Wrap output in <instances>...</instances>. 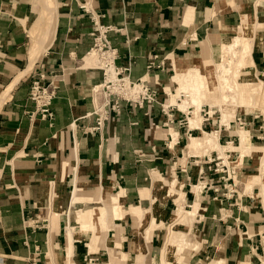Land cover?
<instances>
[{
    "label": "crops",
    "instance_id": "crops-1",
    "mask_svg": "<svg viewBox=\"0 0 264 264\" xmlns=\"http://www.w3.org/2000/svg\"><path fill=\"white\" fill-rule=\"evenodd\" d=\"M246 16L249 17L248 35L255 36L256 45L251 53V64L240 70L249 69L250 75L257 73L260 76L256 74V79L261 77L264 83V0H0V264H48L45 247L51 242L56 246L64 242L66 250L68 227L73 237L70 253L75 264H108L102 261L105 259L102 254H107V247H110L100 242L103 229H96L84 245L81 241L90 237L92 231L76 221L79 210L95 215L97 208L103 205L101 193L95 200L99 206L87 209L84 208L86 203H74L90 202L92 198L78 192L101 190L108 183L115 188L119 186V175L142 172L146 182L135 184L134 180V184H130L128 180L122 186L127 192L124 203L132 204L129 192L141 189L142 183L150 187L156 172L162 178L171 171L180 175L188 173L189 166L182 160L170 161L178 150L176 140L200 137L193 133L216 126L202 115L197 125L192 126L188 121L183 128L170 127L160 120V106L155 104L150 108L124 105L118 119L105 120L96 127L95 110L103 97L92 88L102 81L103 74L90 64L93 60L88 55L93 45L90 34L93 23L111 27L107 38L116 48L115 64L126 67L130 79L147 77L151 81L158 77L163 83L166 71L147 68L149 59L154 57L155 64L163 62L167 70L174 71V65L179 62L191 64L199 59L203 46L206 45L209 54L210 48L219 47L220 42L232 37L233 32L237 33L242 25L240 21ZM38 74L43 75L42 83L54 87L51 120L43 118L28 97L32 78ZM164 89L168 96L172 93L167 87ZM153 116L156 128L167 126V131L162 133L156 129L145 141L136 134L139 126L149 127ZM217 127L227 131L224 124ZM168 129L176 135L174 141ZM124 131L129 135L119 138L123 144L130 145L133 155L140 151L145 157L147 162L143 169L126 165L127 156L121 159L116 139ZM151 157L157 159L152 158L150 162ZM171 179L177 185L175 190H168V182L154 187L163 195L162 205H166L169 195L183 199L184 181L174 176ZM195 200L196 197L189 207L192 208ZM198 202L196 215L201 209V199ZM130 209L140 220L142 210L139 207ZM250 214L258 216L257 211ZM157 215L148 221L145 240L132 233L134 220L125 223L130 215L114 220L113 224L123 226L121 244L128 248L122 252L135 256L132 262L142 247H145V255L149 252L147 242H152L151 228ZM197 219L198 215L191 222L192 231L197 228ZM254 221H261V218ZM255 226L264 231V223ZM114 228L108 231L116 233ZM96 244L105 248L94 250ZM90 245L92 250H89ZM231 245L235 249L229 254L233 260L231 264L239 255L251 260L255 253L247 241L244 245L233 242ZM114 246L119 250L115 242ZM255 254L264 264V254ZM34 256L38 261L30 262L29 258ZM47 257L51 264L55 263L51 248ZM214 258L225 264V259L219 255ZM63 260L65 262V258Z\"/></svg>",
    "mask_w": 264,
    "mask_h": 264
},
{
    "label": "rangeland",
    "instance_id": "rangeland-1",
    "mask_svg": "<svg viewBox=\"0 0 264 264\" xmlns=\"http://www.w3.org/2000/svg\"><path fill=\"white\" fill-rule=\"evenodd\" d=\"M248 18V16L244 17L241 23V26L244 29L246 28L245 30H247L249 26ZM253 24L255 25L254 22ZM250 29H253V27ZM245 33H247L248 35V30L245 31ZM234 34L237 33L233 32L231 36H233ZM230 39L231 37L224 39L222 42L229 41ZM248 40L253 44V50L256 45L255 36L248 35ZM206 49V45L203 46L201 48V55L199 56V59H195L194 61L195 64H198L199 67L197 68H199V71L201 73H207V69L213 68L214 62L219 59V55L221 54L219 47L214 49L210 48L209 54L207 53ZM90 52H92V50ZM91 56V61L92 58L93 61L90 62V64L94 67H97L98 57L96 53L94 52ZM202 57H205V59L206 57H209L212 62L208 63L204 60H200ZM192 63L189 64L184 61L179 62L178 64L174 65L175 71L173 69L167 70L163 62L159 67L153 66L157 67V69L166 71V76L165 80H163V83L158 79V77L151 81L147 77H142V79L147 81L150 87L155 89L156 92L155 100L147 103L146 107L150 108L155 104L159 105L161 110L160 120H163L164 123L169 125L170 127L174 126V128H176L175 126L183 128L184 125L189 121V117H191L192 115L201 117L202 115L206 116V119L209 118L210 121L216 126H212L211 129L204 128V131L210 132L211 130L212 133H216L217 135L219 133L217 138L220 142L219 144H221L222 146L220 148H216L208 144H203L202 146H199L195 150H193V152L189 153L186 151V145L189 138H184L183 141L176 140V143L178 144V150L176 151L175 156H172V151L170 152V155L173 157V159H170V161L182 160L183 163H186L189 166L188 173L186 175H180L179 173L176 174L175 172L171 171L169 172V175L164 174V176L166 177L162 178L158 174V172H156L153 178V183L150 185V187L146 186L148 185L147 183H142L144 186L141 189L138 190L135 187V190L129 192V199H131L132 204L127 203L128 205H126L124 203L126 202L124 201V195L127 192L125 188H122V186L124 187L123 184L128 182V180L130 181V184H134V180L135 184L139 182H146L145 180L143 181L142 172H132L130 174L119 175L117 177L119 186L115 188L111 187L108 183V185L106 184V187H103V191L98 188L92 191L89 190L78 192L79 194L90 196L93 200V202L92 200L90 202H85L88 200H83V202L74 203L80 205H84V203H86L84 208L88 209L90 206L94 205L99 206L98 203L95 202V200L97 196L100 195V193V197L103 201V205L100 208H97L95 215L89 214L91 223L88 227H83H85V229H91L92 235L83 239L81 243L84 245L85 243H88L91 237L94 235L96 229L100 228L103 229V234H101L100 237V242L103 245H113L114 249H116L114 246V242L115 245L117 244V242L120 243L118 248L119 251L117 250L119 254L118 252H116V250L114 251V255H116L118 258L111 261V254L109 253V251L107 254H105L104 252V254H102V256L105 257V259L102 260L103 262H107L108 264H154L156 262H159L162 259V249L164 246L167 231H169V229L172 231H176V234L178 236L185 233L186 239L188 240V244L185 245L183 249L175 251L177 254L175 253L173 256H170V264H207V262H209L210 260L215 259L214 257L216 255L224 258L225 264H231L230 262L233 260H231L232 257L229 254L235 250L231 245V242H233V244L235 245H244V241H247V243L249 244L248 247L252 246L255 253L257 252L259 254H264V249L261 248L263 247V244L260 241L262 235L261 233L264 231H261L262 228L255 226L264 223V188L262 186L264 185V155H262V152L260 151L252 152L249 154H247L246 152L241 153L240 149L231 147L233 145L239 144L238 132L244 129L248 130L247 142L249 144L259 146L264 145V102H256V105H251V103L249 102V91L247 90L248 83H246L247 80H256L255 75L257 73H253L252 75H250L251 73L249 72V69L239 71V76L237 79V84L239 85L236 98L237 101L230 102V100H228L225 104V106L228 104L227 114L229 115V124H224V126H227V131H224L222 128L217 127V125L222 123L219 122L221 118V108L220 105L218 106L217 104V97L219 96L218 93H216L218 91L215 85H213L214 87L209 86V89L210 87H213L209 91L208 88L205 87L204 92L206 94L201 99V101L198 102V106H196V104H188L186 109H184V107L179 105V103H181V98H189L186 97V94H188V92L178 93L179 91H183L184 89H181L179 84L177 85L172 81L171 75L173 74V72H176L177 67L193 66ZM100 70L101 72H103L102 69ZM101 83L102 81L99 84ZM164 87H167L168 91L172 92L169 94V96L167 95L168 93L164 89ZM99 88H101V86H97L95 93L99 94V91H97L99 90ZM212 93L215 94L213 95ZM213 96L216 97L214 98ZM213 98L214 100L216 99L215 102L213 101ZM104 101L105 100L103 97V100H101L99 106H101ZM168 102L174 104H167ZM167 114L171 116L167 117ZM119 116L120 112L115 113L113 111H108L106 117L102 120V122L108 119H118ZM154 116L150 120L149 127H145L146 129H144L143 126H139V130L137 129L138 131L136 135H138L140 138L144 137L145 141H147L155 134L154 131H156V129L161 130L162 133L167 131V126L161 127L159 125V127L156 128L157 122L155 121ZM163 116L164 119H162ZM174 128L172 129L175 131ZM225 132H228L230 135L224 136ZM170 134L172 135L171 132ZM120 135L126 136L129 135V133H126L124 131L118 135V138ZM158 135H162V137L165 136V134L160 133ZM202 135L203 132L193 133V136ZM174 137H176V135H172L171 141H174ZM118 138L116 140H118L117 145L120 146L118 153H121V159L127 156V159L124 160L126 161V165L132 166L133 169H136V166H140L139 169H143L147 161L144 156H141V152L136 151L133 155V152H131L130 150V145L127 143L123 144L122 139ZM131 157H134V159ZM188 157L190 158L188 162H186ZM152 158L153 157H151L150 162L153 161ZM153 159H157V157ZM173 176L177 180L184 181L183 188L181 187V191L183 192V201L181 202L183 203L182 205L184 209H192L191 207H189V205L193 202L194 197H196L194 203L197 202L198 207V200L201 199V209L197 214V228L194 231H192L191 229V222H185L183 224L177 223V221L174 220L173 210L177 207V202L179 201L176 195L173 194L166 196L168 198H166L167 203L166 205H162L160 203V199L163 197V195H161V192L158 189H154V187L159 184L165 185ZM173 184L175 187H177L174 179ZM194 185L196 186L195 189H193ZM193 190L197 191L196 196H194ZM116 192H120L121 195V198H118L119 205L121 203V209L119 211L121 215L119 217H123L127 214L131 216H128L129 218L127 217L128 220H125V223L127 222L129 224L131 222V219L134 220L132 233H137V235L140 236V239L145 240V229L146 227H148V221L150 220V218L154 219L158 214L155 210H160L159 215H157L158 217L156 218V221L154 222V224H152L151 236L152 233H154L152 242H147V245L150 248L149 252L145 255V249H143L145 247H142V249L140 250L141 252L137 251L139 254L137 253L136 260L134 262H132L135 258V256L133 255H128L127 261L124 259L123 261L119 260V255L122 253V250L126 251L128 248L127 245L123 246L121 244L124 241L123 226H118L117 224L116 226L107 224V222L109 221L106 220L105 214L102 213V208H104L105 206V208H107L109 205V199L111 196L110 194ZM204 204H206L205 210ZM130 207H139L142 210L143 213L140 220L139 218H136L137 216L134 212L131 211ZM77 208L79 207H76V209ZM252 211H257L258 216H250V213H252ZM197 215L196 213H194L193 218ZM257 218H261V221H254ZM164 220H168L169 222L167 224L162 223ZM124 226L125 228L128 227L127 224H125ZM110 227H115L114 229L117 230L116 233H114V230L108 231ZM68 228L67 230L69 232ZM69 235L71 234L69 233ZM146 236L148 237V234H146ZM103 240L105 241L103 242ZM192 244H196L197 247L193 246ZM96 245L94 246V250L96 249V247L105 248L104 246H98V244ZM65 246L66 244L64 242H62V244L59 246L54 245L53 242L47 244L45 248L47 250L46 259L48 264H51V260H49L47 257L50 248L54 254L53 259H55V263L53 264H65V262L66 264L68 263L66 259L65 262L63 260L65 255ZM122 246L124 249L122 248ZM84 247L87 248V246ZM255 253H253L251 260L247 259V257L246 259H242L239 255L238 260L236 259L232 264H238L240 262H247L249 264H261V261L257 258V255ZM29 260L30 262H35L36 260L38 261V258L37 256H34L29 258ZM75 263L77 262L75 261Z\"/></svg>",
    "mask_w": 264,
    "mask_h": 264
},
{
    "label": "bare ground",
    "instance_id": "bare-ground-1",
    "mask_svg": "<svg viewBox=\"0 0 264 264\" xmlns=\"http://www.w3.org/2000/svg\"><path fill=\"white\" fill-rule=\"evenodd\" d=\"M241 22L242 21H240V23ZM245 29L242 26L238 27L237 34H234L229 41L220 42L219 50L221 54L219 55V59L214 62L213 68L207 69V73H201L199 71V68H197L199 67L198 64H195L194 60L192 63L193 66L177 67L175 75L172 77V81L175 82L177 85L179 84L181 89H184L183 91H179L178 93L188 92V94H186V97H189L187 99L181 98L180 100L181 103H179L180 106L184 107V109H186L188 104H193V105L196 104V106H198V102L201 101V99L206 94L204 92L205 87L208 88V91H209L211 88L214 87L213 85H215L218 91L216 93H218V96H219L217 97L218 98L217 104L218 106L220 105V108H221V118L219 122L222 124H226V125L229 124V115L227 114L228 104L225 106L226 101L228 100H230V102L237 101L236 98H237V92L239 89V85L237 84V81H238L237 79L239 76V71L242 67L246 66L248 63H251V53H252L253 44L248 40V35L247 33H245ZM93 53L94 51L90 52L89 56L92 57L91 55ZM200 60H204L208 63L212 62V60L209 57H206V59L205 57L204 58L202 57ZM108 69H111V67H109ZM246 83H248L247 90L249 91V102L251 103V105H256V102H259V103L264 102V83L263 81L257 78L256 80H247ZM209 86H213V87H210L209 89ZM186 89H188L189 91ZM212 94L214 95L215 93H212ZM214 98H213V101L215 102L216 99L214 100ZM200 120H201V116L192 115L191 117H189L190 125L192 126L198 123ZM247 135H248V132L246 130L239 131L238 132L239 144L233 145L231 147L235 149H240L241 153L246 152L247 154H249L252 152L260 151L262 152V155H264V146L249 144L247 142ZM217 137L218 135L212 132H203V135L200 137H190L189 142H188V148H189L188 152H193V150H195L199 146H202L203 144H208L210 146L220 148L222 145L219 144ZM262 186L264 188V185ZM195 187L196 186L194 185L193 189H195ZM175 189L176 187L173 184V179L169 180L168 190H175ZM101 191L103 190L101 189ZM110 195L111 196L109 199V205L107 208H105L106 206L102 208V213L105 214L106 220L109 221V223L116 226V224H113V222L117 217L121 215V213H119L120 205L118 202L120 192L112 193ZM181 201L183 200L181 199L177 202V207L173 210L174 220H176L177 223H183V224L185 222L187 223L192 222L191 220L196 211L197 202L193 203L192 209H184L182 205L183 203ZM155 211L157 212L158 210H155ZM90 220L91 218L87 210H80L78 212L76 221L81 223L82 226L88 227L89 224L91 223ZM68 229H69V232L66 229L67 248L65 250L66 253H65L64 258L68 261L67 264H75L72 262L71 253H70L71 251L70 244L72 242L73 237L71 233V228L69 227ZM69 233L71 235H69ZM119 244L120 243L117 242V246H119ZM187 244H188V240L186 239L185 233L178 236L176 234V231H172L169 229V231H167L166 238L164 241V246L162 249L163 250L162 259L161 261L156 262L154 264H170L171 263L170 256H173L176 253L175 251L179 249H183L185 245ZM192 245L197 247L196 244H192ZM91 248L92 247L90 245L89 250H91ZM115 250H117V248L114 249V247L112 246L108 247V251L111 254L110 256L111 261H113V259L116 260L118 258L116 255H114ZM123 259L127 261L128 259L127 253L122 252L119 255V260L123 261ZM207 264H221V260L218 258H215L207 262Z\"/></svg>",
    "mask_w": 264,
    "mask_h": 264
},
{
    "label": "built area",
    "instance_id": "built-area-1",
    "mask_svg": "<svg viewBox=\"0 0 264 264\" xmlns=\"http://www.w3.org/2000/svg\"><path fill=\"white\" fill-rule=\"evenodd\" d=\"M111 27L106 25L93 23L90 32L94 51L98 57L97 68L102 69L103 80L99 85H95L92 90L95 93L97 86L99 93L104 97V103L96 111V127L101 126L102 120L106 117L108 111L119 113L124 105L142 107L147 103L154 101L156 97L155 89L150 87L147 81L139 78L132 80L128 76L126 67L117 66L115 59L117 56L116 48L110 44L107 38V31ZM160 63L155 64V59L152 57L147 63V68L153 66L159 67ZM111 67V69H108ZM42 74L33 77L28 97L34 101L37 110L43 118L52 119V111L50 108L52 98L54 97V87L49 84L42 83ZM171 115L167 114V117Z\"/></svg>",
    "mask_w": 264,
    "mask_h": 264
}]
</instances>
